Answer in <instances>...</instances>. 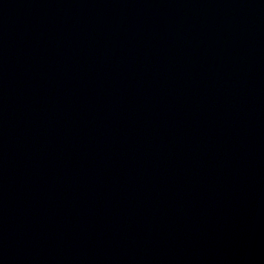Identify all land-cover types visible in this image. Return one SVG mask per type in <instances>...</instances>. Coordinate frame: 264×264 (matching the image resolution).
<instances>
[{
  "label": "water",
  "instance_id": "95a60500",
  "mask_svg": "<svg viewBox=\"0 0 264 264\" xmlns=\"http://www.w3.org/2000/svg\"><path fill=\"white\" fill-rule=\"evenodd\" d=\"M0 264H264V0H0Z\"/></svg>",
  "mask_w": 264,
  "mask_h": 264
}]
</instances>
